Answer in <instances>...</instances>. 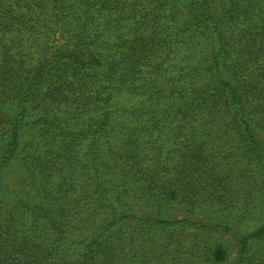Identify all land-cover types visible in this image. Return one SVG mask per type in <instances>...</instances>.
I'll list each match as a JSON object with an SVG mask.
<instances>
[{
	"label": "trees",
	"instance_id": "1",
	"mask_svg": "<svg viewBox=\"0 0 264 264\" xmlns=\"http://www.w3.org/2000/svg\"><path fill=\"white\" fill-rule=\"evenodd\" d=\"M260 206L264 0H0V264H223L172 236Z\"/></svg>",
	"mask_w": 264,
	"mask_h": 264
},
{
	"label": "rangeland",
	"instance_id": "2",
	"mask_svg": "<svg viewBox=\"0 0 264 264\" xmlns=\"http://www.w3.org/2000/svg\"><path fill=\"white\" fill-rule=\"evenodd\" d=\"M33 136V133L30 134L29 138ZM4 181V185H6L5 193L3 194V200L7 201L12 197L14 185H18L20 181H22L21 172L19 167H15L14 171L10 172L6 175ZM194 212V213H193ZM190 215H188V220H193L198 223V225L205 226L204 229L196 230L194 228H190L187 232L180 236L173 235V238H177L182 241L181 245L183 248L179 250L177 254H179V260H193L194 258H200L201 254L204 253L205 249L208 246L212 245H222L225 247L228 253V257L226 262L223 264H231L236 257L237 245L235 242V236L249 234L255 231L262 222H264V209L262 206L259 207L258 212L260 213L261 218H257V220L249 221H239L235 218H232L233 215L229 216L226 213L216 212L211 209H198L193 211ZM169 215L173 219L175 216L182 219L184 214L177 209H170ZM221 225L228 227V230L217 229V231L211 230L215 225ZM208 230L210 233L208 234ZM186 234V236H184ZM168 236L167 234H164ZM152 241L156 240V237L152 238ZM183 239V240H182ZM187 247V249H186ZM255 250L259 251V255H264V242L258 243L255 247Z\"/></svg>",
	"mask_w": 264,
	"mask_h": 264
}]
</instances>
